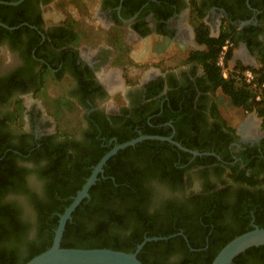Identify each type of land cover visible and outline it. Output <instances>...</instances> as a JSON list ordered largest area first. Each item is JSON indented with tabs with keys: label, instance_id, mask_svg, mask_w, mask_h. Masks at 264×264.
Instances as JSON below:
<instances>
[{
	"label": "flooded vegetation",
	"instance_id": "af4514ba",
	"mask_svg": "<svg viewBox=\"0 0 264 264\" xmlns=\"http://www.w3.org/2000/svg\"><path fill=\"white\" fill-rule=\"evenodd\" d=\"M201 14L209 38L228 32L238 41L227 39L232 68L264 72V0H0V161L14 153L21 171H33L49 161H35L37 153L79 158L98 141L110 150L119 137H165L187 151L144 140L164 145L149 161L123 157L158 226L167 213L186 218L170 238L188 245V234L200 245L246 215L252 228L264 223V119L235 108L231 118L192 60L213 49L199 42ZM145 42L147 57L137 62L132 54ZM47 78L59 88L51 99ZM64 114L74 119L66 127ZM104 168L98 176L114 182ZM23 178L36 194L39 180ZM25 198L5 197L24 205ZM90 201L88 194L84 209Z\"/></svg>",
	"mask_w": 264,
	"mask_h": 264
},
{
	"label": "trees",
	"instance_id": "16d2710c",
	"mask_svg": "<svg viewBox=\"0 0 264 264\" xmlns=\"http://www.w3.org/2000/svg\"><path fill=\"white\" fill-rule=\"evenodd\" d=\"M200 19L197 20L199 42L212 45L209 53L199 54L192 60L203 66L208 81L214 90H219L235 109L245 112L256 111L264 119V96L256 101L255 90L244 84L235 76L222 77L216 60L224 42L230 39L237 45V40L228 32H223L219 39L208 37V28ZM230 50L227 55L229 61ZM259 84L264 83V72L254 70ZM216 112V111H215ZM218 114V112H217ZM218 116V115H217ZM145 134H159V131H144ZM134 137H119L117 143H123ZM100 142H94L87 155L78 158L69 155H38L35 161L48 157V165L37 170L21 171L16 163L17 155L8 153L0 161V264H25L33 257L46 251L52 243L54 230L59 215L72 202V198L81 189L90 176L92 168L107 153L108 148H100ZM163 143L144 141L134 147L119 152L112 157L104 168V176H112L114 182L98 181L89 190L92 199L84 209L82 202L67 222L61 240L63 248L112 249L133 252L144 238L163 237L168 240L149 242L139 252L137 258L142 264H211L220 249L234 237L252 230L249 216H244L239 225H232L221 238H209L207 243L195 244L187 234L188 245L181 237H172L178 228L184 227V216L167 213L163 218V226H158L159 215L149 217L146 210L147 193L145 187L131 181V164L124 160L127 154L138 155V159L149 161V157ZM137 151V152H136ZM1 156V153H0ZM155 154L154 162L157 160ZM33 174L40 183L35 194L28 190L25 177ZM138 184V185H135ZM117 185L118 187H115ZM24 195L25 205L7 201V195ZM30 209L31 217L24 219L25 207ZM252 210V208H251ZM203 216V214H199ZM25 220V221H24ZM206 222V220L204 219ZM259 228H264L262 219H256ZM32 231V239L28 233ZM215 233V232H214ZM208 245L205 250L203 246ZM250 257L256 262L264 263V247L251 248L237 256L232 264H244Z\"/></svg>",
	"mask_w": 264,
	"mask_h": 264
},
{
	"label": "water",
	"instance_id": "95a60500",
	"mask_svg": "<svg viewBox=\"0 0 264 264\" xmlns=\"http://www.w3.org/2000/svg\"><path fill=\"white\" fill-rule=\"evenodd\" d=\"M144 140L169 141L177 147L187 151L169 138L160 136L143 135L121 144L114 145L93 167L90 176L72 198L70 205L65 209L62 215H59L51 246L25 264H142L137 256L146 243L169 239L163 237L144 238L143 241L136 246L133 252L116 251L107 248L81 249L61 247V240L67 222L71 221L73 212L83 199L88 198L89 190L97 181L98 175L103 173V168L107 161L118 151L133 147ZM258 247H264V228L254 226L252 230L234 237L224 245L214 257L211 264H232L234 259L240 254L251 248Z\"/></svg>",
	"mask_w": 264,
	"mask_h": 264
},
{
	"label": "built area",
	"instance_id": "2783aa9c",
	"mask_svg": "<svg viewBox=\"0 0 264 264\" xmlns=\"http://www.w3.org/2000/svg\"><path fill=\"white\" fill-rule=\"evenodd\" d=\"M233 43L226 40L221 50L219 51L216 65L221 70L222 77L227 79L229 76H235L240 79L244 84L255 90L256 101H259L264 96V83L259 84L255 73L248 68H232L227 60L228 52L233 49Z\"/></svg>",
	"mask_w": 264,
	"mask_h": 264
},
{
	"label": "rangeland",
	"instance_id": "374dc122",
	"mask_svg": "<svg viewBox=\"0 0 264 264\" xmlns=\"http://www.w3.org/2000/svg\"><path fill=\"white\" fill-rule=\"evenodd\" d=\"M141 73V72H140ZM140 75H138L137 77H139ZM48 79V78H47ZM49 80V79H48ZM46 87H48V90H47V94H48V98L49 99H51V97H49V95H51V94H56L59 90V88H55L54 86H53V84H50V80L47 82V86ZM219 96H221L222 94L220 93V91H218V93H217ZM223 96V95H222ZM223 100H224V106L226 107L225 108V110L227 111V113L228 114H230V116H231V118L232 117H234L235 115H236V111L237 110H235L234 108H232V106L229 104V102H228V100L226 99V97H224L223 96ZM74 120V119H71V116H69V115H67V114H64V116H63V123H64V127H66L67 125H65V121H67V120ZM71 121V122H72ZM62 123V124H63ZM68 126H69V128H71L70 127V123L68 122Z\"/></svg>",
	"mask_w": 264,
	"mask_h": 264
},
{
	"label": "crops",
	"instance_id": "0c3cea01",
	"mask_svg": "<svg viewBox=\"0 0 264 264\" xmlns=\"http://www.w3.org/2000/svg\"><path fill=\"white\" fill-rule=\"evenodd\" d=\"M147 50H148V44L147 42H145V48H140L138 51H135L133 54H132V57L135 59V61L139 62V61H142L144 60L146 57H147ZM249 59V58H248ZM252 63L255 65V61L251 60Z\"/></svg>",
	"mask_w": 264,
	"mask_h": 264
}]
</instances>
